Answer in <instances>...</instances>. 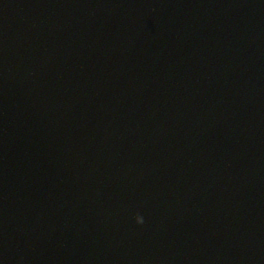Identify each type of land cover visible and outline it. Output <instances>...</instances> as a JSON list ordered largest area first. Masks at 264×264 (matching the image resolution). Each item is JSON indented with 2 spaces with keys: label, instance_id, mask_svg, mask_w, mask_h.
Segmentation results:
<instances>
[{
  "label": "water",
  "instance_id": "1",
  "mask_svg": "<svg viewBox=\"0 0 264 264\" xmlns=\"http://www.w3.org/2000/svg\"><path fill=\"white\" fill-rule=\"evenodd\" d=\"M0 264H264V0H0Z\"/></svg>",
  "mask_w": 264,
  "mask_h": 264
},
{
  "label": "clouds",
  "instance_id": "2",
  "mask_svg": "<svg viewBox=\"0 0 264 264\" xmlns=\"http://www.w3.org/2000/svg\"><path fill=\"white\" fill-rule=\"evenodd\" d=\"M135 221L138 225H142L144 223L142 216H140L139 214L136 215Z\"/></svg>",
  "mask_w": 264,
  "mask_h": 264
}]
</instances>
